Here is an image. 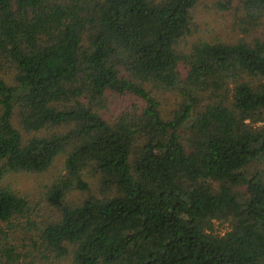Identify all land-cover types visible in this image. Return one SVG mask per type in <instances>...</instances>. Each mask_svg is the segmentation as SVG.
Wrapping results in <instances>:
<instances>
[{
  "label": "trees",
  "instance_id": "obj_1",
  "mask_svg": "<svg viewBox=\"0 0 264 264\" xmlns=\"http://www.w3.org/2000/svg\"><path fill=\"white\" fill-rule=\"evenodd\" d=\"M60 156L37 222L8 177ZM38 257L264 264V0H0V264Z\"/></svg>",
  "mask_w": 264,
  "mask_h": 264
},
{
  "label": "rangeland",
  "instance_id": "obj_2",
  "mask_svg": "<svg viewBox=\"0 0 264 264\" xmlns=\"http://www.w3.org/2000/svg\"><path fill=\"white\" fill-rule=\"evenodd\" d=\"M206 5L208 6L207 8L205 3L203 6L197 8L195 19L196 25H194V28L199 29V32H207V30H210L209 32L217 33L224 38L233 36L232 23L231 26L226 24V20L230 19L231 22L232 20L234 22L235 19L233 15H227L230 11L220 10L217 5H215L214 1L206 2ZM236 6L237 5H235V8ZM235 8L231 9L232 14L235 11ZM223 14H225V16H223ZM213 27H215V29L211 31ZM63 171L64 157L60 156L55 160L54 165L44 173L21 172L12 174L8 177V181L15 189L32 200V207L37 210L34 216L37 222L42 221L46 217L48 218V215L52 214L50 211L51 207L46 201L45 193L47 191V186L51 183L54 176ZM36 252L37 251H35V253ZM39 261L38 257L36 259V264H46Z\"/></svg>",
  "mask_w": 264,
  "mask_h": 264
}]
</instances>
